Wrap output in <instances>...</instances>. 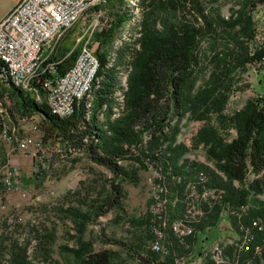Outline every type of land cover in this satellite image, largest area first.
<instances>
[{
	"label": "trees",
	"instance_id": "obj_1",
	"mask_svg": "<svg viewBox=\"0 0 264 264\" xmlns=\"http://www.w3.org/2000/svg\"><path fill=\"white\" fill-rule=\"evenodd\" d=\"M186 1L143 0L148 9L143 14L140 35L116 48L119 27L128 19L124 0L99 4L96 9L105 10L112 21L110 27L95 35L99 41V68L91 90L92 101L89 107L83 101L75 103L67 118L51 114L44 101L35 102L28 92L15 87L0 91L1 97L12 99L20 114L41 115L44 142L49 138L59 141L66 154L83 151L91 162L111 173L100 187L80 182L49 209L45 207L44 212H62L76 232L71 235V246H61L71 258L56 264H123L128 258L140 264H177L176 258L190 250L195 258L201 254L200 264H216L209 253L202 255L201 245L195 249V244L199 232L217 225L227 205L246 206L239 218L228 219L233 228L246 226L253 234L235 256L242 263L248 259L249 264H256L262 255L264 12L257 18L256 10L258 6L264 9V0H234L238 7L227 19L219 6L211 5L206 10L204 0ZM70 48L67 43L61 49V69L70 66L77 54L73 50L66 56ZM205 63L212 65L209 68ZM260 65L263 69H256L259 82L255 94L227 112L231 95L243 89L241 76ZM122 72H127L125 89ZM35 86L42 91L39 83ZM187 119H194L197 124L187 140L180 141ZM195 150H202L212 167L187 156ZM148 163L159 174L155 179L157 189L148 200L145 214L126 220L135 229L144 228L145 237L134 234L129 240H121L101 232V240L117 248H95L94 241L84 237L87 225L111 209L116 210L113 220L119 222L120 213L125 212L123 184L137 183L140 168ZM61 172L58 170L56 176ZM199 172L205 174L207 186L223 188L224 195L206 220L194 224L197 234L186 238L190 248L185 249L174 232L173 222L184 218L188 184L197 181ZM153 228L161 232L164 254L147 246ZM41 235L33 239L30 257L27 249L33 240L20 242L12 235L0 234V264H44L49 257L48 235ZM40 249L43 260L36 261L34 257Z\"/></svg>",
	"mask_w": 264,
	"mask_h": 264
},
{
	"label": "built area",
	"instance_id": "obj_2",
	"mask_svg": "<svg viewBox=\"0 0 264 264\" xmlns=\"http://www.w3.org/2000/svg\"><path fill=\"white\" fill-rule=\"evenodd\" d=\"M204 1L206 10L211 5L219 6L226 19L232 9L238 7L233 4L234 0ZM103 2L105 0H17L0 18V91L3 93L4 88L15 87L28 92L35 102L44 101L49 112L59 118L69 117L74 104L80 101L89 107L99 68L96 56L99 41L95 35L110 27L112 21L105 10L96 9ZM123 9L128 19L119 27L114 48L140 35V24L148 8L143 0H124ZM157 26L160 27L159 24ZM66 39L71 42L66 56L73 50L77 54L70 66L61 69L59 66L63 57H60L59 51ZM112 64L110 58L108 65ZM126 78L127 72H122L124 89ZM36 83L40 84L42 91L35 86ZM117 95L121 98L123 94L119 91ZM6 98V95L0 96V234L12 235L16 226L22 223V216L17 208L9 211L10 201L14 195L23 200L29 196L22 183V167L13 156L28 157L33 175L42 172L48 177H56L61 164L58 160L50 159L48 146L40 133L38 117L42 120L41 115L34 113L18 118L9 111ZM60 157L63 158L61 154ZM206 181L205 174L199 172L197 181L188 184L186 213L183 219L173 222L174 232L185 249L190 248L186 238L197 234L194 224L206 220L213 206L224 195L223 188L207 186ZM245 209L244 205H227L224 215L239 218ZM142 214H145V210ZM233 230L234 235L228 230V233L217 236L202 255L209 253L216 264H228L225 250L228 247L241 249L253 237L246 226L240 225ZM152 231L148 248L164 254L166 250L161 242V232L157 228ZM17 239L20 242L24 240L23 237ZM33 243L34 240L27 249L30 257L34 251ZM191 252L176 258V263L186 264ZM201 258L200 254L197 264H200Z\"/></svg>",
	"mask_w": 264,
	"mask_h": 264
},
{
	"label": "rangeland",
	"instance_id": "obj_3",
	"mask_svg": "<svg viewBox=\"0 0 264 264\" xmlns=\"http://www.w3.org/2000/svg\"><path fill=\"white\" fill-rule=\"evenodd\" d=\"M17 0H0V18L4 16L13 6ZM264 9L261 6L257 7L256 16L260 18L263 14ZM261 32L263 28L260 27ZM261 37V36H260ZM120 46V45H118ZM117 46V47H118ZM209 68L212 64L205 63ZM262 70L263 66H254L248 70L247 73L241 76L243 89L236 91L231 95L230 100L227 104V112H232L234 109L240 107L244 101L253 96L255 91L258 89L257 83L259 82L257 78V70ZM264 73V69L262 70ZM261 73V74H262ZM6 103L9 105V111L15 114V116L25 117V115L20 114L16 111L13 106V101L10 98H6ZM14 116L12 117V119ZM41 129V135H43V130L45 124L38 117ZM196 121L194 119H187L184 121L182 126L181 134L179 135L180 141H186L189 135L194 132L196 127ZM45 143L48 146L50 159L61 161V175L48 177L46 174L39 172L37 174H32L31 160L23 155H14L15 161H19L22 167V183L23 187L28 190L29 196L27 199H20L17 195H14L10 201L9 211L14 208L20 210L22 216V223L17 225L13 231V237H23L24 240H33L36 235H48L46 247L49 253L48 261L44 264H56L63 263L68 258H71V254L68 252H63L61 246L68 245L71 246L73 243V238L71 235H76L75 229L73 228V223L68 218L64 217L62 212L48 213L44 212L45 207L49 209L51 204H54L62 194L67 190H74L79 186L80 182L88 184H94L100 187L103 180L111 176V173L103 166H99L91 162L83 151H71V153H62V149L59 141L49 138ZM62 155L63 159L60 157ZM189 158L204 163L212 167V163L205 158L202 150H195L187 155ZM75 160V162H74ZM157 172L154 171V167L150 166L148 163L147 167H141L139 170V180L137 183L125 182L123 184L125 189V198L123 201V207L125 212H121L119 222H115L113 219L115 217L116 210L111 209L107 214L98 217L96 221H91L87 225L84 237L92 239L95 244V248L101 247H111L117 248L110 245L108 242L104 243L102 239L101 232H104L106 237L129 240L135 235H142L145 237L144 228L141 230L135 229L129 225L126 221L130 217H142V212L146 210V206L150 196L155 193L157 189L156 181ZM221 220L217 225L211 229H206L198 233V241L195 244V249L201 245L203 251L208 249L212 241L219 235L224 233L235 234L233 228L230 226L228 216L224 215L222 212ZM1 232V228H0ZM4 234V233H2ZM9 236V234H7ZM7 241H4L6 244ZM229 248V247H228ZM227 248V249H228ZM225 250V256L228 260V264H249L248 259L244 262L239 260L235 256L236 250H230L227 252ZM245 251V249L243 250ZM262 255H260L259 261L256 264H264V248L262 249ZM43 251L41 249L36 253L34 260H43ZM42 262V261H41ZM198 259L193 257L191 254L189 264H197ZM123 264H140L138 261L128 258Z\"/></svg>",
	"mask_w": 264,
	"mask_h": 264
},
{
	"label": "crops",
	"instance_id": "obj_4",
	"mask_svg": "<svg viewBox=\"0 0 264 264\" xmlns=\"http://www.w3.org/2000/svg\"><path fill=\"white\" fill-rule=\"evenodd\" d=\"M67 43H70L71 44V42L68 40V39H66L64 42H63V45H62V48L61 49H63L66 45H67ZM70 46V45H69ZM60 52L61 51H59V54H60Z\"/></svg>",
	"mask_w": 264,
	"mask_h": 264
}]
</instances>
